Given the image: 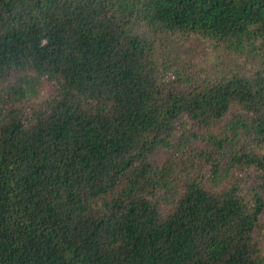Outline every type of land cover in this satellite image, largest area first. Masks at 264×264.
<instances>
[{
  "label": "trees",
  "instance_id": "16d2710c",
  "mask_svg": "<svg viewBox=\"0 0 264 264\" xmlns=\"http://www.w3.org/2000/svg\"><path fill=\"white\" fill-rule=\"evenodd\" d=\"M0 264H264V0H0Z\"/></svg>",
  "mask_w": 264,
  "mask_h": 264
},
{
  "label": "rangeland",
  "instance_id": "374dc122",
  "mask_svg": "<svg viewBox=\"0 0 264 264\" xmlns=\"http://www.w3.org/2000/svg\"><path fill=\"white\" fill-rule=\"evenodd\" d=\"M47 88H49V87H47Z\"/></svg>",
  "mask_w": 264,
  "mask_h": 264
}]
</instances>
